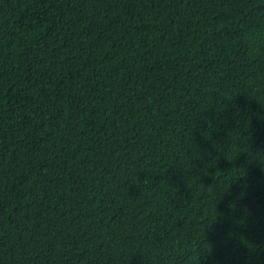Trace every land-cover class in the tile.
<instances>
[{"label":"trees","instance_id":"1","mask_svg":"<svg viewBox=\"0 0 264 264\" xmlns=\"http://www.w3.org/2000/svg\"><path fill=\"white\" fill-rule=\"evenodd\" d=\"M0 264H264V0H0Z\"/></svg>","mask_w":264,"mask_h":264}]
</instances>
